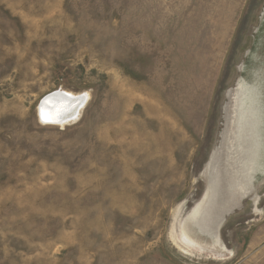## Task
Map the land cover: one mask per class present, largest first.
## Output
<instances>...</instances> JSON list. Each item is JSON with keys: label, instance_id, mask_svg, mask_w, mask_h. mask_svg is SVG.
<instances>
[{"label": "rangeland", "instance_id": "obj_1", "mask_svg": "<svg viewBox=\"0 0 264 264\" xmlns=\"http://www.w3.org/2000/svg\"><path fill=\"white\" fill-rule=\"evenodd\" d=\"M262 106L264 0H0V264H264Z\"/></svg>", "mask_w": 264, "mask_h": 264}, {"label": "bare ground", "instance_id": "obj_2", "mask_svg": "<svg viewBox=\"0 0 264 264\" xmlns=\"http://www.w3.org/2000/svg\"><path fill=\"white\" fill-rule=\"evenodd\" d=\"M239 88L242 89V91L244 93L243 94V98H242V106H243V115L245 117L246 108L250 107L253 104V102H254V100H253L254 99L253 84H249V83H247L244 80V81L239 82ZM63 94H65L66 97L59 96L57 98V100L53 102V104H54L53 108H51V109H49L48 111H45V112L43 111L44 112V114H43L44 118L47 117L46 120L52 119L51 122L54 121L53 120V116L51 115V112H53L52 114H54L56 112L55 115H57V116L59 114L62 115V114H69V113H71V114L74 113V115H75V112L79 114V111L82 109V108L81 109H79V108L82 107V105L85 103V100L87 101L89 99L88 98L89 94L87 95V94H84V93L80 94L78 96H75L73 94L66 93V92H63ZM70 98H72L73 100L70 99ZM81 100H83V104L78 106L76 104L77 103L76 101L79 102ZM72 109H76V110L72 111ZM261 112H263V117L261 118V122L257 124V128H258V131L260 133L259 141L257 143L258 152H257V155H256V159L254 160L255 161L254 162L255 163L254 171H255L256 178H257V175H258L259 172H263L264 171V107L263 106L261 108ZM78 114L76 115V117L74 119H76L77 116H79ZM60 122H62V121H60ZM65 122L66 121H63L61 124H65ZM44 123H47V122L45 121ZM262 158H263V161H262Z\"/></svg>", "mask_w": 264, "mask_h": 264}, {"label": "water", "instance_id": "obj_3", "mask_svg": "<svg viewBox=\"0 0 264 264\" xmlns=\"http://www.w3.org/2000/svg\"><path fill=\"white\" fill-rule=\"evenodd\" d=\"M60 92V93H59ZM59 96H64V97H66V95L65 94H63V91H55V92H52V93H50V94H48V95H46L45 97H43V99L41 100V102H40V104H39V113H40V117H41V119H42V121L43 122H47V123H51V124H61L63 121H66L65 123H67V122H70V121H73V120H75L74 118L76 117V115L78 114V113H76L75 112V115H74V113L73 114H71V113H69V114H62V115H55V113L54 114H52L53 112H51V115L53 116V122H51V120L52 119H50V120H46L45 118H44V116H43V114H44V112L45 111H48L49 109H51V108H53L54 106V104H53V102L54 101H56L57 100V98L59 97ZM70 99H72V98H70ZM73 100V99H72ZM77 103V105L79 106V105H82L83 104V100H81V101H76ZM76 109H72V111H75ZM44 111V112H43ZM57 116V117H56ZM60 121H62V122H60Z\"/></svg>", "mask_w": 264, "mask_h": 264}, {"label": "snow or ice", "instance_id": "obj_4", "mask_svg": "<svg viewBox=\"0 0 264 264\" xmlns=\"http://www.w3.org/2000/svg\"><path fill=\"white\" fill-rule=\"evenodd\" d=\"M45 119H47V117Z\"/></svg>", "mask_w": 264, "mask_h": 264}]
</instances>
